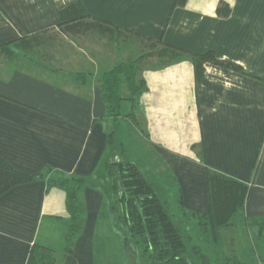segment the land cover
<instances>
[{
    "label": "crops",
    "instance_id": "crops-1",
    "mask_svg": "<svg viewBox=\"0 0 264 264\" xmlns=\"http://www.w3.org/2000/svg\"><path fill=\"white\" fill-rule=\"evenodd\" d=\"M173 2L0 0V46L43 31L63 33L61 12L79 3L89 20L189 54L212 52L219 62L236 66L205 62L197 71L190 57L163 64L151 59L154 67L140 75L145 89L131 108L133 122L125 118L116 139L183 225L195 228V217L208 213V174L245 184L243 212L214 242L230 234L236 221L241 240L251 246L246 226L264 222V0H186L172 9ZM220 3L229 7L227 17L217 15ZM89 67L94 73V63ZM93 76L79 93L25 70L0 73V158L17 172L42 176L0 195V264H27L35 244L53 250L55 264H100L106 250L96 248V240L107 227L116 230L126 254L112 217L103 218L106 184L97 168L109 153L106 137L112 130L101 82L88 83ZM72 178L87 181L77 199L81 231L66 254L70 217L66 187L58 182ZM233 235L224 237L228 256L221 252L222 262L264 264L257 247L256 259L246 256V246L239 247Z\"/></svg>",
    "mask_w": 264,
    "mask_h": 264
},
{
    "label": "trees",
    "instance_id": "trees-1",
    "mask_svg": "<svg viewBox=\"0 0 264 264\" xmlns=\"http://www.w3.org/2000/svg\"><path fill=\"white\" fill-rule=\"evenodd\" d=\"M185 2L186 0H174L172 9L183 6ZM229 12V7L224 3H220L216 8L217 15L223 18L227 17ZM0 13H2L1 10ZM60 16L61 22L58 28L66 34L85 33L89 28H94L95 24L119 30L114 25L98 20H89L79 3L62 11ZM49 32L43 31L30 37H22L10 44L1 45L0 49H5L20 41L30 40L41 45L40 41L44 40V35ZM134 35L161 46L163 54L160 59L163 63H170L177 60L179 56H186L192 59L197 71L205 62L238 70L234 65L216 60L212 52L193 55L160 41L155 42L138 34ZM157 57L159 58V56ZM135 68L136 64H120L103 74L100 89L102 100L107 105L105 117L109 113L117 112L121 100H124L119 94V87L123 83L121 76L124 77L123 80L127 85H130L128 89L130 101L134 100V96L138 97L145 89L142 81L138 86L132 85L136 78ZM106 145L109 153L100 161L97 172L106 184L104 196L108 201L107 208L121 234L123 248L128 259L135 264H209L206 256L192 244V238L185 226L180 221L174 220L169 203L159 194L155 184L142 173L137 164L124 155L122 158L113 156L112 152L119 147L114 137V131L107 134ZM119 151L123 154L122 149ZM41 177V175L30 176L17 172L0 158V195L17 184L32 182ZM86 181L72 178L58 182L61 186L66 187V210L70 217V235L66 239V254L71 253L73 241L81 231V215L77 199L79 191L85 186ZM53 184L54 182L50 183V185ZM207 186L208 213L206 216H196L195 218L203 223L201 225L202 233H209L215 240L218 231L228 226L234 215L243 212L248 187L241 182L216 174L207 175ZM260 223L264 222L254 224ZM53 253V250L35 244L30 250L27 264H55Z\"/></svg>",
    "mask_w": 264,
    "mask_h": 264
},
{
    "label": "rangeland",
    "instance_id": "rangeland-1",
    "mask_svg": "<svg viewBox=\"0 0 264 264\" xmlns=\"http://www.w3.org/2000/svg\"><path fill=\"white\" fill-rule=\"evenodd\" d=\"M43 39L40 41L41 45L36 41L32 42L30 40L20 41L15 45L0 49V62L5 65L4 68H0V73L3 74L14 68L21 69L44 77L52 82L59 83L68 89L85 93V88H81L83 81H87L86 79L93 74L94 79L88 80V83L91 81L96 82L97 80L102 83L103 74L108 73L116 66L127 63L136 64V78L132 85L138 86L141 81L140 75L143 69L146 67H154L155 65L151 59H155L156 62L162 61L160 59V56L163 54L161 46L138 38L132 33L107 28L104 25L95 24L94 28H89L87 33L80 37L65 36L63 33H58V30L54 29L44 35ZM89 61L94 63V73L91 72L92 69L89 67ZM85 62L89 65L86 66ZM96 67L97 69H95ZM121 78L123 83L119 87V94L124 100H121L117 112L109 113L105 117L108 121L110 131H114L116 143L119 145L112 152L113 156H117L118 158H122L123 154L119 151L121 149L120 140L117 141L116 134L123 127V124L126 123L125 118L129 120V123L133 122L129 117H131V108H133L137 99L134 96V100L130 101L131 97L128 92L130 85H127L123 80V76ZM123 102L127 104V107H122ZM123 120L125 121L124 123H122ZM109 215L111 216L105 210L103 218L106 217L109 220ZM179 216V214L178 217L174 215V220L180 221L181 218ZM113 224L115 225V223ZM190 224L185 223L183 226H185V229L190 234L192 244L197 246L202 254L206 256L209 264H226L221 261L220 253L222 252L223 255H227L225 249L227 244L225 245L224 243L230 234L231 236H235L233 234H236L237 245L239 247L246 246V249H244L246 256L252 255L256 259V247L258 250L257 254L259 253L260 258L264 256V223L246 226V230L248 229L250 234L248 232V234L244 233L247 236L249 235L251 246L245 245L244 239L241 240L243 231L240 228L239 222L235 221L231 227L232 231L230 234L227 231L225 232L224 237L226 240L222 236V239H218L217 242H214V239L211 238L209 233H202V221L193 222L196 229L192 228ZM63 225L60 228L66 230L67 227H65V224ZM111 225L112 223H110ZM98 247L106 250L105 255H103V262L100 264H135L126 258V254L122 251V246L118 239V233L114 228H104L101 240H96V248ZM226 261L228 262L230 260Z\"/></svg>",
    "mask_w": 264,
    "mask_h": 264
}]
</instances>
